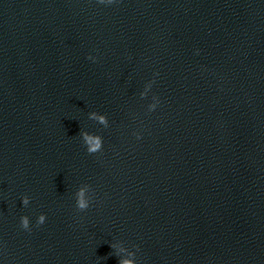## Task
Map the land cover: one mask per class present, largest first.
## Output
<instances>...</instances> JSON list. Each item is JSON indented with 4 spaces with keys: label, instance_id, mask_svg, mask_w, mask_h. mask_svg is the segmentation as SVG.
<instances>
[{
    "label": "water",
    "instance_id": "95a60500",
    "mask_svg": "<svg viewBox=\"0 0 264 264\" xmlns=\"http://www.w3.org/2000/svg\"><path fill=\"white\" fill-rule=\"evenodd\" d=\"M262 210L264 0H0V264L133 262Z\"/></svg>",
    "mask_w": 264,
    "mask_h": 264
},
{
    "label": "clouds",
    "instance_id": "9594fccd",
    "mask_svg": "<svg viewBox=\"0 0 264 264\" xmlns=\"http://www.w3.org/2000/svg\"><path fill=\"white\" fill-rule=\"evenodd\" d=\"M117 2V0H98V3L100 4H107L111 5L113 3ZM88 59H94L93 57L89 56ZM149 87H152V82L149 83ZM144 93H141V97H144ZM155 103L151 104L149 106V111L155 110L157 107V104L159 103L158 98L153 97ZM89 119L97 120L100 124L104 125L105 127L108 126V120L106 119L105 115H99L97 112H91L89 113ZM80 136L82 137L83 143L86 146V151L89 154H95L102 150L103 147V139L100 135L92 134L87 131H82L80 133ZM139 138V136L137 137ZM90 188L89 185H82L79 187V189L76 191L75 197H76V208L78 211H85L89 208L91 200L85 198V192L86 190ZM30 203V198L28 196H24L22 198V204L23 206L27 207ZM46 221V215L40 214L37 218V226L43 225ZM20 226L22 229L31 231L30 228V220L28 216H22L20 218ZM112 247H115V245H112ZM120 264H132L131 261L128 260H121Z\"/></svg>",
    "mask_w": 264,
    "mask_h": 264
}]
</instances>
